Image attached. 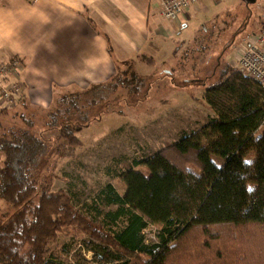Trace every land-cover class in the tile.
I'll use <instances>...</instances> for the list:
<instances>
[{
  "label": "trees",
  "instance_id": "obj_1",
  "mask_svg": "<svg viewBox=\"0 0 264 264\" xmlns=\"http://www.w3.org/2000/svg\"><path fill=\"white\" fill-rule=\"evenodd\" d=\"M208 33L200 30L193 55L204 49ZM188 58L181 55L161 77L173 81ZM136 66L123 62L110 82L62 95L48 111L30 109L22 96L13 104L21 102L24 112L22 125L0 135V198L15 211L0 216V264H65L62 256L76 258L71 245L77 240L79 254L92 260L72 264H264V88L226 53L213 76L190 80L203 88L200 100L213 115L203 135L183 136L134 162L149 175L122 174L126 193L114 200L121 208L109 223L51 191L41 169L53 145L58 157H70L94 108L153 87L156 75H141ZM151 226L155 240L146 233ZM62 237L71 244L58 255L52 247Z\"/></svg>",
  "mask_w": 264,
  "mask_h": 264
},
{
  "label": "rangeland",
  "instance_id": "obj_2",
  "mask_svg": "<svg viewBox=\"0 0 264 264\" xmlns=\"http://www.w3.org/2000/svg\"><path fill=\"white\" fill-rule=\"evenodd\" d=\"M193 11V25L199 29L195 38L199 37L203 27L209 29L204 49L200 48L195 52L196 56L193 55L195 38L185 45L182 39L186 34H183L173 44L176 53L181 50L178 55L175 53L155 67L151 60L147 61V66L137 67L142 75H156L151 81L153 87L139 97L131 96L127 101L124 97L120 98L121 103L109 101L94 108L91 113L93 122L86 124L79 135L81 146L70 157L61 158L53 145L41 169L51 183L52 192L66 195L76 209L96 222L107 224L120 210V205L114 200L126 193L122 174L134 170L149 175L145 166L134 167V162L153 156L183 136L203 135L205 132L213 115L200 100L203 88L190 80L213 76L223 53H226L228 62L239 69L238 58L247 39L263 34L264 0H207ZM186 52L189 58L184 61L180 75H171L173 81L169 77H161L164 70L175 68L176 61ZM197 70L201 73L196 75L193 72ZM158 77L160 79H156ZM76 92L80 91H67L60 96ZM23 112L22 105L18 103L4 111L0 107V135L4 128L22 125L18 116ZM263 132L264 129L260 130L259 135ZM247 160L255 161V154ZM14 212L11 205L0 198V216L10 217ZM154 230L156 228L151 226L146 231L152 240ZM68 244L71 240L62 237L52 250L62 254V247ZM71 246L76 258L62 256L65 264L88 260L89 254L86 257L79 254V240Z\"/></svg>",
  "mask_w": 264,
  "mask_h": 264
},
{
  "label": "crops",
  "instance_id": "obj_3",
  "mask_svg": "<svg viewBox=\"0 0 264 264\" xmlns=\"http://www.w3.org/2000/svg\"><path fill=\"white\" fill-rule=\"evenodd\" d=\"M206 1L169 21L155 0H0V63L19 58L22 100L48 111L67 91L110 82L125 61L137 70L171 58L176 39L194 41L192 13Z\"/></svg>",
  "mask_w": 264,
  "mask_h": 264
},
{
  "label": "built area",
  "instance_id": "obj_4",
  "mask_svg": "<svg viewBox=\"0 0 264 264\" xmlns=\"http://www.w3.org/2000/svg\"><path fill=\"white\" fill-rule=\"evenodd\" d=\"M155 1L166 20L176 21L184 13L198 7L203 0ZM238 67L264 88V34H255L247 39L238 58ZM23 70L24 64L19 58L0 63V103L12 106L21 99L22 85L18 78Z\"/></svg>",
  "mask_w": 264,
  "mask_h": 264
},
{
  "label": "snow or ice",
  "instance_id": "obj_5",
  "mask_svg": "<svg viewBox=\"0 0 264 264\" xmlns=\"http://www.w3.org/2000/svg\"><path fill=\"white\" fill-rule=\"evenodd\" d=\"M251 190V189H250Z\"/></svg>",
  "mask_w": 264,
  "mask_h": 264
}]
</instances>
